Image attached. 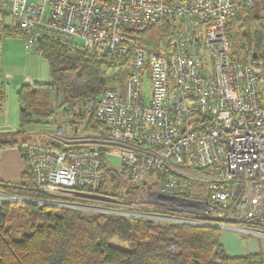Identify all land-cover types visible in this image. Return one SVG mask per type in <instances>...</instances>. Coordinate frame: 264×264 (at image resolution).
I'll use <instances>...</instances> for the list:
<instances>
[{
  "label": "built area",
  "instance_id": "2783aa9c",
  "mask_svg": "<svg viewBox=\"0 0 264 264\" xmlns=\"http://www.w3.org/2000/svg\"><path fill=\"white\" fill-rule=\"evenodd\" d=\"M253 2L0 0V57L5 28L23 33L28 54L45 39L111 61L130 56L125 89L87 100L109 131L102 139L109 151L26 144L37 189L58 196L42 203L221 235L256 233L248 225L264 224V58L253 42L234 49L230 35ZM166 20L174 27L170 54L133 48L125 35ZM103 157L134 198L102 191ZM17 199L0 191V203Z\"/></svg>",
  "mask_w": 264,
  "mask_h": 264
},
{
  "label": "trees",
  "instance_id": "16d2710c",
  "mask_svg": "<svg viewBox=\"0 0 264 264\" xmlns=\"http://www.w3.org/2000/svg\"><path fill=\"white\" fill-rule=\"evenodd\" d=\"M243 12L239 13L235 21L241 24L248 41L255 44L254 50L258 56L264 58V18L255 16L252 10ZM140 28L145 29L134 33L138 36V42L128 34L132 32L129 29L133 28H125V35L133 48H147L167 54L174 50V27L170 21ZM5 31L7 36L15 32L23 34L17 29L5 28ZM38 53L49 65L50 82L20 88L18 101L22 131L18 134L25 133L32 125L50 123L60 110H63L65 123H69L72 114L69 109H65L63 99L73 104L87 105L90 97L101 95L109 87L121 83L123 70H128L130 60L128 56L122 61H111L95 53L73 50L45 39L39 42ZM73 104L72 109L75 108ZM10 136H0V151L18 147L27 164L26 144L4 140ZM54 146L63 151L62 147ZM101 170L102 191L105 192L108 189L106 185L112 180L108 178L116 177L117 171L107 167L104 157ZM0 191L31 202H49L50 199L37 190L28 165L22 174L21 184L0 181ZM116 195L120 194L116 192ZM17 206L26 216L30 229L22 237L16 236L12 228V213ZM220 238L221 232L212 228L149 224L141 219L85 213L34 203H0V264L263 263L260 258L262 254L228 256L220 244ZM113 239L128 243L130 251L112 246L110 242ZM173 247L176 249L173 250Z\"/></svg>",
  "mask_w": 264,
  "mask_h": 264
},
{
  "label": "rangeland",
  "instance_id": "374dc122",
  "mask_svg": "<svg viewBox=\"0 0 264 264\" xmlns=\"http://www.w3.org/2000/svg\"><path fill=\"white\" fill-rule=\"evenodd\" d=\"M249 10H252L257 17L264 18V0H254L252 6L250 8L244 9V12H247ZM10 22V20H8ZM145 28H133L129 29L132 31L131 33H128L130 35L131 39H134L135 42H138V36H136L134 33L136 31H142ZM231 36L234 47L238 48L241 41H248L246 38L245 31L241 28V24L237 23V21H233L231 24ZM139 44V43H138ZM128 74V70L124 69L121 77V83L109 87L108 89L112 88H119L121 91L125 89L124 82ZM146 91L148 92V95L150 94V87H146ZM63 102L65 104V109H69L72 116L69 117V123H65V119H62L61 112L58 113L52 119L51 123L47 124H38L33 125L32 128H27L25 133L17 134L14 136H10L9 138H5L7 142H14V143H26L27 145H43L48 148L55 149L56 146L62 147L63 150L68 148L78 149V148H86V147H93L97 149H101L102 151H109L110 150V143H103L102 139L107 137L108 132L105 129V127L100 124L96 118V115L93 111H90L88 109V106L86 104L82 105V103H76L73 104V102L67 101L63 99ZM69 103V104H68ZM72 104L75 105V108L72 109ZM74 107V106H73ZM60 110V109H59ZM58 110V111H59ZM61 111V110H60ZM60 116V117H59ZM67 121V120H66ZM71 121V122H70ZM59 125L62 126V128H57ZM57 128V129H56ZM5 149V148H4ZM1 152V151H0ZM25 163V169L27 168L28 163ZM113 164L120 167L121 161L116 159L113 161ZM119 175V176H118ZM112 179L109 185L107 186L108 189L107 192H110L116 197L122 196L123 198L132 199L136 196V190L135 188L129 183L127 178L124 176V174L120 175L117 173L116 177L111 176ZM110 181V180H109ZM38 190V189H37ZM44 194H46L50 199L49 202H57L58 196L40 191ZM116 192H118L120 195H116ZM17 202L15 203H31V201H27L24 199H17ZM35 204V203H34ZM40 205L44 206V203H39ZM48 207H55V208H61L59 206H53V205H47ZM20 206L16 207V211L12 213V228L16 236H24L27 234L30 229L27 227L28 220L23 212L19 211ZM62 209H68V208H62ZM73 210V209H70ZM77 211V210H74ZM250 228L255 231L256 233L252 234V236H248L245 234H238L234 231H224L225 233H231L232 236H236L238 239H241V241H248L250 238L257 239L258 241H264V224H259L254 222L253 224L248 225ZM20 238V237H18ZM110 244L118 249L130 251L131 246L128 243L122 242L119 239H113ZM263 261L262 264H264V257L263 254L260 257Z\"/></svg>",
  "mask_w": 264,
  "mask_h": 264
},
{
  "label": "crops",
  "instance_id": "0c3cea01",
  "mask_svg": "<svg viewBox=\"0 0 264 264\" xmlns=\"http://www.w3.org/2000/svg\"><path fill=\"white\" fill-rule=\"evenodd\" d=\"M49 82L50 73L47 61L39 53H26L22 34L15 32V34L6 35L3 39V54L0 57V136H14L22 131L18 101L20 88L24 85ZM60 112L62 115L63 110ZM62 119L64 120L63 117ZM57 128L61 129L62 126L59 125ZM25 166L18 147L1 150L0 181L6 184H21ZM220 244L230 257H247L258 254H263L264 257V241L254 238L241 241L231 233H223Z\"/></svg>",
  "mask_w": 264,
  "mask_h": 264
},
{
  "label": "water",
  "instance_id": "95a60500",
  "mask_svg": "<svg viewBox=\"0 0 264 264\" xmlns=\"http://www.w3.org/2000/svg\"><path fill=\"white\" fill-rule=\"evenodd\" d=\"M31 203H35V204H39V202H31ZM45 205V204H44ZM45 206H47V205H45ZM50 206V205H49Z\"/></svg>",
  "mask_w": 264,
  "mask_h": 264
}]
</instances>
